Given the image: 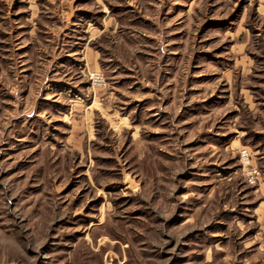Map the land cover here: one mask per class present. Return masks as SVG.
I'll use <instances>...</instances> for the list:
<instances>
[{
    "label": "rangeland",
    "instance_id": "rangeland-1",
    "mask_svg": "<svg viewBox=\"0 0 264 264\" xmlns=\"http://www.w3.org/2000/svg\"><path fill=\"white\" fill-rule=\"evenodd\" d=\"M0 264H264V0H0Z\"/></svg>",
    "mask_w": 264,
    "mask_h": 264
}]
</instances>
